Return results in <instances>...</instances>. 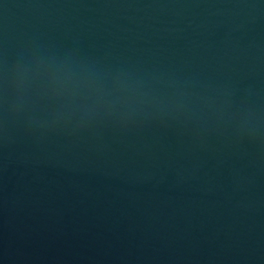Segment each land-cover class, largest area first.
Here are the masks:
<instances>
[{
    "label": "water",
    "instance_id": "obj_1",
    "mask_svg": "<svg viewBox=\"0 0 264 264\" xmlns=\"http://www.w3.org/2000/svg\"><path fill=\"white\" fill-rule=\"evenodd\" d=\"M0 264H264V0H0Z\"/></svg>",
    "mask_w": 264,
    "mask_h": 264
}]
</instances>
